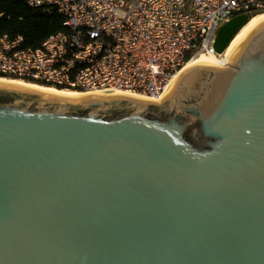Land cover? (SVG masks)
<instances>
[{
	"label": "water",
	"instance_id": "1",
	"mask_svg": "<svg viewBox=\"0 0 264 264\" xmlns=\"http://www.w3.org/2000/svg\"><path fill=\"white\" fill-rule=\"evenodd\" d=\"M224 56L159 102L0 82V264H264V14Z\"/></svg>",
	"mask_w": 264,
	"mask_h": 264
},
{
	"label": "built area",
	"instance_id": "2",
	"mask_svg": "<svg viewBox=\"0 0 264 264\" xmlns=\"http://www.w3.org/2000/svg\"><path fill=\"white\" fill-rule=\"evenodd\" d=\"M56 10L63 30L35 48L0 36V77L80 93L124 91L157 99L175 73L217 53L218 29L234 16L264 12V0H27ZM226 62V63H225Z\"/></svg>",
	"mask_w": 264,
	"mask_h": 264
},
{
	"label": "trees",
	"instance_id": "3",
	"mask_svg": "<svg viewBox=\"0 0 264 264\" xmlns=\"http://www.w3.org/2000/svg\"><path fill=\"white\" fill-rule=\"evenodd\" d=\"M61 30L62 17L54 9L31 7L27 0H0V36H21L23 47L35 48Z\"/></svg>",
	"mask_w": 264,
	"mask_h": 264
},
{
	"label": "bare ground",
	"instance_id": "4",
	"mask_svg": "<svg viewBox=\"0 0 264 264\" xmlns=\"http://www.w3.org/2000/svg\"><path fill=\"white\" fill-rule=\"evenodd\" d=\"M263 14H264V12H259V13H256V14H253L252 16H250L249 20L239 29V31L234 35L233 38H235L239 33H241V31L251 22L252 19H254V18H256V17H258L260 15H263ZM232 39H231V41H232ZM230 42H229V44H230ZM229 44H228V46H229ZM227 47H226V49H227ZM226 49H225V51H226ZM225 51H224V54H225ZM203 58L212 59V60H214V62L220 64V62L212 55H206V54L198 55L194 60H192L191 62H189L188 64H186L182 68H180L175 73V75L173 76V78L171 80V83H170L169 87L167 88V90L165 91V93L173 85H175L187 72H189ZM0 82L1 83L12 84V85H17V86H22V87H27V88H32V89H37V90H41V91H46V92H50V93H54V94L67 96V97H79V96L90 95V94L106 92V91H114V92H120V93H125V94H131V93H128V92L116 91V90H101V91H95V92L80 93V92H76V91H73V90L59 89V88H55V87L49 86V85H42V84H37V83H34V82H29V81H24V80H19V79H13V78L8 79V78H5V77H0ZM131 95H136V94H131ZM137 96H141V95H137ZM161 97L157 98L158 102L160 101Z\"/></svg>",
	"mask_w": 264,
	"mask_h": 264
},
{
	"label": "rangeland",
	"instance_id": "5",
	"mask_svg": "<svg viewBox=\"0 0 264 264\" xmlns=\"http://www.w3.org/2000/svg\"><path fill=\"white\" fill-rule=\"evenodd\" d=\"M5 78H8V79H10L9 77H5ZM13 79H17V78H13ZM20 80V79H19ZM24 81H26V80H24ZM30 82V81H29ZM38 84V83H37Z\"/></svg>",
	"mask_w": 264,
	"mask_h": 264
}]
</instances>
